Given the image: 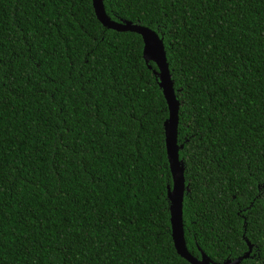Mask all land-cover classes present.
Wrapping results in <instances>:
<instances>
[{"label":"trees","instance_id":"trees-1","mask_svg":"<svg viewBox=\"0 0 264 264\" xmlns=\"http://www.w3.org/2000/svg\"><path fill=\"white\" fill-rule=\"evenodd\" d=\"M162 38L187 249L264 264V0H103ZM92 0H0V264H191L171 236L167 103Z\"/></svg>","mask_w":264,"mask_h":264},{"label":"water","instance_id":"water-1","mask_svg":"<svg viewBox=\"0 0 264 264\" xmlns=\"http://www.w3.org/2000/svg\"><path fill=\"white\" fill-rule=\"evenodd\" d=\"M92 5L97 19L105 27L116 31H131L138 33L143 41L144 60L149 68H151L149 61L154 62L157 67L153 69V73L157 77L158 85L162 90L168 108V117L164 121V132L165 148L172 183L171 186H167V197L169 199L171 236L177 253L191 264H239L243 258L248 256L251 250L250 244L249 250L245 254L235 259H226L220 263L214 262L199 247V257L193 255L187 249L183 231L182 206L184 193L188 187L185 183L184 162L179 158V149L182 145H178L177 143L179 101L173 88V80L171 79L162 38L156 31L147 26L133 23L125 19H111L105 11L103 0H92Z\"/></svg>","mask_w":264,"mask_h":264}]
</instances>
